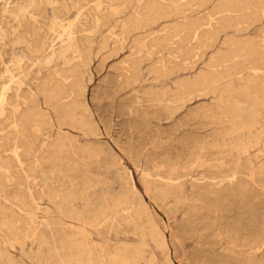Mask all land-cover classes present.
Instances as JSON below:
<instances>
[{
  "label": "rangeland",
  "instance_id": "1",
  "mask_svg": "<svg viewBox=\"0 0 264 264\" xmlns=\"http://www.w3.org/2000/svg\"><path fill=\"white\" fill-rule=\"evenodd\" d=\"M263 37L262 0H0V264H50L62 241L82 264L124 247L135 264H264V104L239 130L227 102L264 84L239 51Z\"/></svg>",
  "mask_w": 264,
  "mask_h": 264
},
{
  "label": "bare ground",
  "instance_id": "2",
  "mask_svg": "<svg viewBox=\"0 0 264 264\" xmlns=\"http://www.w3.org/2000/svg\"><path fill=\"white\" fill-rule=\"evenodd\" d=\"M239 1V0H238ZM264 2V0H262ZM242 3V2H241ZM243 4V3H242ZM257 20V19H256ZM189 31L192 33L193 36H196V31H197V27L192 26ZM263 34V33H262ZM254 36V35H253ZM258 38V37H257ZM234 49V48H233ZM237 51V50H236ZM235 51V52H236ZM239 51H242L244 55L249 56V57H257L260 61L263 62L264 65V37L259 40L256 41L254 43H246L240 46ZM233 54L228 53L227 55H224L219 62H216V65H220V63L222 62H227L229 58L232 57ZM214 73H217L216 71ZM121 78V76H120ZM122 80V79H121ZM215 83V75L213 76V74H209L207 77H203L201 80L199 81H195L192 82L190 84H187L186 86H184V89L188 92L190 89H198L199 91H205V89H199V87L202 86H210L211 84ZM229 86V85H228ZM252 87H254L253 85H249V84H245L243 87H241L238 91H234V90H228L229 94L227 96V102L229 103V112L231 115L230 120H232L233 126L236 127V129L239 130H248L250 128L253 127V125L255 124V119L256 116L259 113V107L262 106L264 104V84L262 85V87L260 89H258V93L254 94L251 93ZM255 89L258 88V86L255 85L254 87ZM260 92V95H259ZM262 92V94H261ZM50 94H52L50 92ZM154 103V102H153ZM247 105L246 108H244V106ZM170 116V115H169ZM200 118H202V116L200 115ZM187 119V118H186ZM204 119V118H203ZM202 119V120H203ZM27 121H32L31 118L27 119ZM79 121V120H78ZM205 124V122H204ZM208 126V125H206ZM198 127V126H197ZM203 127V126H202ZM217 130V129H216ZM214 132V131H212ZM85 133V132H84ZM221 133V132H220ZM210 135V134H209ZM214 135V134H213ZM219 136V135H218ZM221 136V135H220ZM207 138V137H206ZM217 138V136H216ZM223 138V137H222ZM60 139V138H59ZM77 139V138H76ZM218 139V138H217ZM221 139V138H220ZM73 140V139H72ZM222 140V139H221ZM64 141V140H63ZM63 141H60L57 143L56 148L58 151L62 150V148L65 146ZM243 143V142H242ZM238 146V145H237ZM236 146V147H237ZM243 146V145H242ZM87 148V147H86ZM231 148V147H230ZM229 148V150H230ZM88 149V148H87ZM91 149V148H90ZM95 150H93L92 152H94ZM233 151V150H232ZM89 152V151H88ZM90 151V153H92ZM97 152V151H96ZM99 153V152H98ZM97 153V154H98ZM199 153V152H198ZM94 154V153H93ZM92 154V155H93ZM224 154V153H223ZM16 155V154H15ZM195 155V154H194ZM219 155V154H218ZM231 155V153H230ZM99 156V155H98ZM96 156V157H98ZM192 156V154H191ZM199 156V155H198ZM18 156H16L17 158ZM90 157V156H89ZM220 158V156H218ZM232 157V156H231ZM191 158V157H190ZM194 158V157H193ZM233 158V157H232ZM192 160V159H191ZM116 161V160H115ZM202 162V161H201ZM230 162V161H228ZM238 162V161H237ZM202 163H205L202 162ZM235 163V162H234ZM175 164V163H174ZM187 164V163H186ZM225 164V163H224ZM229 164V163H227ZM185 165V164H184ZM188 165V164H187ZM193 165L194 162H193ZM201 165V164H199ZM232 165V164H230ZM178 166V164H177ZM233 166V165H232ZM243 166V165H241ZM179 167V166H178ZM190 167V166H189ZM174 168V166H173ZM192 168V167H190ZM231 167L229 166V169ZM172 169V168H171ZM177 169V168H176ZM184 169V168H183ZM124 170V169H123ZM225 170V169H224ZM231 170V169H230ZM233 170V169H232ZM231 170V171H232ZM179 171V169L177 170ZM241 171V170H240ZM124 172V171H123ZM188 172V171H186ZM213 172V171H212ZM223 172V171H222ZM239 172V171H238ZM176 173V172H175ZM215 173V172H214ZM221 173V170H220ZM143 174V173H142ZM177 174V173H176ZM223 174V173H222ZM227 174V173H226ZM229 174V173H228ZM236 174V173H235ZM242 174V172H241ZM246 174V173H244ZM118 175V174H117ZM174 175V174H173ZM221 175V174H219ZM180 176V175H179ZM215 176V175H212ZM226 176V175H225ZM236 176V175H235ZM238 176V175H237ZM243 176V175H242ZM245 176V175H244ZM183 177V176H182ZM177 178V177H176ZM179 178V177H178ZM167 179V178H166ZM182 179V178H181ZM230 179V178H229ZM165 180V179H164ZM243 180V179H241ZM166 181V180H165ZM171 181V180H170ZM239 181V179H238ZM155 183V182H154ZM166 183V182H165ZM164 183V184H165ZM244 183V182H243ZM234 184V183H233ZM249 184V183H247ZM245 184V185H247ZM168 185V183H167ZM208 185V184H207ZM206 185V186H207ZM238 185V184H236ZM241 185V184H239ZM243 185V184H242ZM252 185V184H251ZM169 186V185H168ZM172 186V185H171ZM178 186H180L178 184ZM248 186V185H247ZM246 186V187H247ZM167 187V186H166ZM208 187V186H207ZM213 187V186H212ZM238 187V186H237ZM236 189L239 190V187ZM162 188V187H161ZM165 188V187H163ZM215 188V187H214ZM254 188V186H253ZM232 189V188H231ZM241 189V188H240ZM246 189V188H245ZM161 190V189H160ZM159 190V191H160ZM223 190V189H222ZM254 190V189H252ZM164 191V190H163ZM168 191V189H167ZM243 191V190H242ZM156 192V191H155ZM169 192H171V190H169ZM245 192V191H244ZM163 193V192H162ZM253 193V192H252ZM159 194V193H158ZM166 194V192L164 193ZM163 194V195H164ZM167 194H170L167 192ZM166 194V195H167ZM169 196V195H168ZM205 196V195H204ZM250 196V195H249ZM163 197V196H162ZM161 197V198H162ZM177 197V196H176ZM179 197V195H178ZM253 197V196H252ZM66 198V197H65ZM138 198V197H137ZM174 198V197H173ZM180 198V197H179ZM246 198V197H245ZM244 199V198H243ZM248 199V198H247ZM176 200V199H174ZM179 200V199H178ZM249 200V199H248ZM251 200V199H250ZM117 202H121V203H126L129 206V214L130 217L137 219L139 221H143L145 223V228L147 230L148 235L150 236V238L152 239V241L156 244V246L161 249V250H165L166 249V242L163 238L162 233L158 230L157 226L149 219V215H148V211L146 209V207L144 206V204L141 202V198L140 199H136L134 201L130 200V196H128V194H123L122 196H120L119 198H117ZM178 202V201H177ZM176 202V203H177ZM180 203V202H179ZM173 204V203H172ZM76 217L77 220L80 219V215L76 214L74 215ZM5 219V218H4ZM87 224V223H86ZM77 228V227H76ZM80 228V227H79ZM141 228V227H140ZM78 229V228H77ZM83 231V230H82ZM263 234V233H262ZM85 235V234H84ZM264 235V234H263ZM262 236V235H261ZM67 237H71V236H67ZM255 238V237H254ZM252 238V239H254ZM258 239V237L256 238ZM255 240V239H254ZM40 241L43 242V239H40ZM260 241V240H258ZM44 243V242H43ZM261 245V244H259ZM249 246V245H248ZM253 246V245H251ZM254 248V247H252ZM264 248V247H263ZM251 249V248H250ZM257 250V249H255ZM70 252V248L69 246H67L65 244L64 241H62L58 248H54V252H53V257L51 259V263L50 264H69L72 261L74 262V264H82V261H78L75 260V257L73 255H68L67 253ZM131 252H139V250H131L130 248H121V249H115L114 253L112 254H105L104 258H102L103 260L101 261V264H135V256L131 253ZM257 252V251H256ZM97 262L94 261V264H96ZM93 264V263H90Z\"/></svg>",
  "mask_w": 264,
  "mask_h": 264
}]
</instances>
